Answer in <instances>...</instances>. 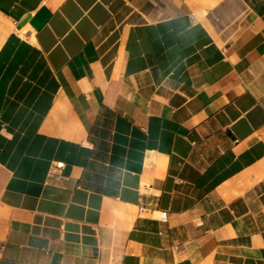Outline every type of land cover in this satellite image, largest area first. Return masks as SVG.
Returning a JSON list of instances; mask_svg holds the SVG:
<instances>
[{
    "label": "crops",
    "instance_id": "crops-1",
    "mask_svg": "<svg viewBox=\"0 0 264 264\" xmlns=\"http://www.w3.org/2000/svg\"><path fill=\"white\" fill-rule=\"evenodd\" d=\"M0 264H264V0H0Z\"/></svg>",
    "mask_w": 264,
    "mask_h": 264
},
{
    "label": "built area",
    "instance_id": "built-area-1",
    "mask_svg": "<svg viewBox=\"0 0 264 264\" xmlns=\"http://www.w3.org/2000/svg\"><path fill=\"white\" fill-rule=\"evenodd\" d=\"M65 168V165L63 163H56L52 167V174L57 175L59 178H63V175L59 174L61 171H63ZM162 221L166 222L168 220V213L163 212L161 215Z\"/></svg>",
    "mask_w": 264,
    "mask_h": 264
}]
</instances>
